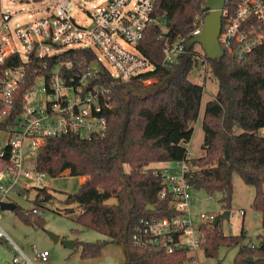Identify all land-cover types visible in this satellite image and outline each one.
Instances as JSON below:
<instances>
[{"label":"trees","instance_id":"trees-1","mask_svg":"<svg viewBox=\"0 0 264 264\" xmlns=\"http://www.w3.org/2000/svg\"><path fill=\"white\" fill-rule=\"evenodd\" d=\"M238 0H227L231 12ZM206 0H157L155 9L164 21L144 30L138 51L154 70L126 83H118L96 62L93 51L70 49L63 58L72 62V74L80 75L98 66V82L110 91L111 109L106 113L103 136L80 140L75 136L49 138L33 157V167L47 178L84 177L77 194L54 191L65 196V204H75L79 213L74 222L106 238L103 241L74 240L81 259H93L110 243H121L125 262L121 264H187L184 251L166 253L161 248L139 247L132 242L133 229L140 218L171 216L167 199L160 200L163 169L150 164L189 162L195 170L186 175L194 190L220 194L224 210L230 211L232 176L253 187L252 208L260 212L263 234L259 245L249 247L242 232L225 236L217 226L206 228L203 254L216 258L221 247H238L234 264H264V50L258 49L242 61L228 52L219 63L197 56L194 46L175 64H163L165 44L187 41L207 14ZM0 66L1 71L7 68ZM39 68L35 61L28 72ZM195 69H203L216 84L213 99L202 110L204 87L190 81ZM148 78L149 84L141 79ZM201 116L204 133L201 155L187 160L185 144L193 125ZM128 166L124 171L123 166ZM33 209L16 206L13 211L25 225L42 228L44 219L33 212L46 208L54 197L46 187H33ZM28 194V189H15ZM113 200V203H108ZM36 206V207H34ZM147 206L154 211L146 210ZM67 210L66 214L74 213ZM251 258L252 262L247 259Z\"/></svg>","mask_w":264,"mask_h":264},{"label":"built area","instance_id":"built-area-1","mask_svg":"<svg viewBox=\"0 0 264 264\" xmlns=\"http://www.w3.org/2000/svg\"><path fill=\"white\" fill-rule=\"evenodd\" d=\"M131 1L106 0L88 12L74 0H0V66L9 64L0 76V202H10L9 196L17 188H48L47 177L33 167V157L47 139L75 136L90 140L106 131L110 91L98 82V66L80 75L72 74V62L63 58L64 52L93 51L97 64L118 83L154 70L137 44L147 27L157 26L164 32V21L155 9L157 0H136L129 8ZM3 3L32 4L30 12L38 16L13 26L19 12H4ZM73 8L89 22L79 24L71 13ZM201 30L202 25L196 27L191 37ZM118 41L132 50L123 48ZM184 42L178 39L165 44L164 65L175 64L185 53ZM218 43L224 53L237 61L255 50H264V0H238L231 12L224 7ZM35 61L39 68L29 74L28 68ZM141 81L150 83L148 78ZM191 159L187 154V160ZM193 170L195 167L185 161L170 163L163 169L162 188L157 196L167 199L174 214L138 219L132 234L135 245L161 248L166 253L182 250L187 264L201 263L203 227H213L214 218L220 214L190 212L193 189L186 174ZM22 194L26 199L27 195ZM74 207L75 204H66L62 212ZM40 209L33 212L42 216L45 208ZM74 212L78 215L82 211ZM239 213L244 215L243 210ZM1 241L12 244L0 226ZM13 251L12 264H34L33 260L45 263L49 257L47 250L34 251L33 259L15 245Z\"/></svg>","mask_w":264,"mask_h":264},{"label":"rangeland","instance_id":"rangeland-1","mask_svg":"<svg viewBox=\"0 0 264 264\" xmlns=\"http://www.w3.org/2000/svg\"><path fill=\"white\" fill-rule=\"evenodd\" d=\"M105 1L106 0H74V3L83 7L85 11L91 12L95 7L101 5ZM135 1L136 0L131 1L129 8ZM31 9H33V5L27 3H3L2 6L4 12H19V16L12 23L13 26L30 22L36 18L38 15L35 12H30ZM71 13L79 24L85 25L89 22L86 16L76 8H73ZM118 42L123 48L132 50V48L124 42ZM17 48L20 49L18 44ZM194 51L199 57L204 54L199 44L194 45ZM189 79L191 82L204 87L201 104L202 110L206 101L214 98L216 84L208 73L207 75L204 73L203 69H195ZM37 86H40L39 81ZM203 136L204 133L201 126L200 116L193 125V134L189 142L185 144L187 154L192 159L201 155L200 148L203 142ZM169 166L170 164L153 163L150 164L149 167L165 169ZM123 169L124 171H128L129 168L127 165H124ZM46 182L48 183L49 189L71 194H77L81 186L79 178L68 176H61L56 179L47 178ZM232 186L233 194L230 202L229 220H220L218 227L225 236H238L243 232L246 236L244 244L258 246V236L263 234V230L261 226L260 212L255 211L251 206L254 189L253 187L245 185L237 174H233L232 176ZM26 195L27 198L25 199L23 194L16 192L10 195L8 200L23 210H29L33 207L31 200L34 198L35 192L33 189H29V192ZM52 196L54 199L46 205L44 215H42L45 221L42 228L25 225L19 221L13 211L0 210V226L2 230L10 238L12 244L29 259L34 258V251H48L49 257L47 262L42 263L33 260L34 264H121L125 262V253L120 242L107 244L101 250V254L93 259H81L79 256V250L74 251V248L70 249L66 247L64 244V241L66 240H77L79 242L90 243L103 241L106 240V238L92 230L78 226L74 222V219L77 216L76 212L71 214H66L67 210H63L62 212L63 205L65 204L64 195L53 192ZM190 197L193 202L190 207L191 213H209L218 215L225 211L220 201V194H213L210 196L202 190L193 189L190 191ZM74 209L76 208L74 207ZM240 210L244 211L243 216L240 215ZM194 223H198L197 218L194 219ZM49 234L59 236L58 242L51 240ZM12 244L6 241L0 242V264H12V258L15 254ZM237 252L238 247H221L218 250L216 258H206L202 256L200 264H234L233 260Z\"/></svg>","mask_w":264,"mask_h":264},{"label":"water","instance_id":"water-1","mask_svg":"<svg viewBox=\"0 0 264 264\" xmlns=\"http://www.w3.org/2000/svg\"><path fill=\"white\" fill-rule=\"evenodd\" d=\"M227 0H206L204 8L207 10V14L202 20L201 33L192 36L189 40L184 42V52H188L195 44H199L204 52L205 58L216 63H219L224 56V52L219 46L218 36L222 24V15ZM3 134L1 133L0 136ZM16 204L12 202H0V210L14 211ZM146 210L154 211V208L147 206ZM230 212L228 210L223 211L220 215L216 216L213 220V227L217 226L220 220H229ZM50 239L54 242H58L59 236L49 234ZM66 247L73 249L74 241H64ZM248 262H252V259H247Z\"/></svg>","mask_w":264,"mask_h":264},{"label":"crops","instance_id":"crops-1","mask_svg":"<svg viewBox=\"0 0 264 264\" xmlns=\"http://www.w3.org/2000/svg\"><path fill=\"white\" fill-rule=\"evenodd\" d=\"M79 179H80V183H81V185H82V183L84 182V179H85V178H84V177H81V178H79ZM48 189H49V188H48ZM48 191H49L50 194H52L55 190H54V189H49ZM58 192H61V191H58ZM55 193H56V192H55ZM57 194H59V193H57ZM60 195H62V194H60ZM34 196H35V195H34ZM109 201H112V202H109ZM109 201H108V203H113V202H114L113 200H109ZM64 205H66V204H64ZM64 205H63V206H64Z\"/></svg>","mask_w":264,"mask_h":264}]
</instances>
